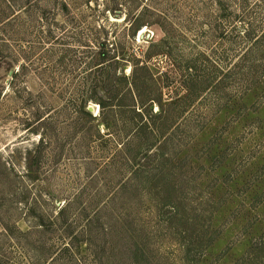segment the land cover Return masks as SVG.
<instances>
[{"label": "rangeland", "instance_id": "374dc122", "mask_svg": "<svg viewBox=\"0 0 264 264\" xmlns=\"http://www.w3.org/2000/svg\"><path fill=\"white\" fill-rule=\"evenodd\" d=\"M217 4L0 0V264H264V54L239 79L248 41ZM143 64L151 149L122 144Z\"/></svg>", "mask_w": 264, "mask_h": 264}, {"label": "trees", "instance_id": "16d2710c", "mask_svg": "<svg viewBox=\"0 0 264 264\" xmlns=\"http://www.w3.org/2000/svg\"><path fill=\"white\" fill-rule=\"evenodd\" d=\"M218 1V6L219 9L221 10V12H223V16L219 17V21H218V27H221L222 30V37H225L226 34V30L227 27H225L226 25H228V23L230 22L228 17L231 15H226L224 14L225 11H229L230 9H232L235 14V19H237V22L241 24V27L244 31V36L248 41V46L246 48V50L243 52V61L237 65L236 69L239 70V73L237 72L236 74H238L239 79H243L244 77H250L252 76V69H254L253 65L249 64L250 58L253 59L254 56H256L257 54L263 53L264 54V20H259L257 18L258 14L256 15L255 18H253V16H251V5L248 0H225V2H223L222 0H216ZM230 2V7H225V3ZM262 2L260 5H262L264 3V0L260 1ZM258 5V4H255ZM236 10V11H235ZM222 21V22H220ZM260 21V22H259ZM248 34V35H247ZM163 47L167 46V49H169V45L171 44L170 42H168V40H164V38L161 41ZM169 44V45H168ZM82 47L84 46L83 44L81 45ZM94 46H86V48H91L92 49V57L91 59L94 60L95 57H97L96 53L94 52ZM103 47V44H102ZM101 56V55H100ZM263 57V56H262ZM105 53L103 54V56L100 58V61H105ZM241 56L239 57L240 60ZM120 58H114V61H119ZM137 61V65H139V60ZM254 62H259V59H254ZM106 63V62H105ZM104 62H101L99 64H97L95 67L98 68H102L105 65ZM141 65V64H140ZM249 65V66H248ZM249 67L250 69V74L245 72L246 67ZM22 68V67H21ZM245 68V69H244ZM141 70H144L143 72V76H141L140 78H136L133 76V83L130 86V88L128 89V95L130 96V98L132 99V103L134 104L132 107H130L131 114H134V116H138V118H140V122L137 119V121L135 119L132 118L131 120V133L128 134L126 136V139L122 144L125 147L126 144H131L129 141L134 138L136 135L140 136L143 134H147L150 135V142H147L146 147L148 149H151L153 146V142L151 140H153L154 142L156 141V136L159 133V129L155 128L154 126H152L150 120L149 122H143L144 118H146V113L149 115H153V116H160L158 115L159 113L161 114L162 111L158 110L157 112H154L153 109L147 110L146 102H147V98L149 101L150 106L153 108L152 104H156V100L153 99L152 97V93H149V91H156L155 89H151L152 87H157L158 83L155 80V75L150 73V68L148 67V65L143 64V66L140 68ZM102 70H104L102 68ZM20 74V69L18 71L12 70L11 71V77L12 79H14L15 77L19 76ZM253 77H255L253 75ZM142 88L147 89L144 90V92H142ZM149 90V91H148ZM248 92L251 91L250 89L247 90ZM149 93V94H148ZM247 93V92H244ZM122 96H120V98H117V96L111 94V97L109 98H99L98 103L101 109V114H104L105 109H107L108 107L111 110H114V108H119V111H114V113L116 112V115L122 116V113H125L124 110V105H122ZM125 98V97H124ZM117 103V104H115ZM132 108V109H131ZM79 113L81 115H84L88 118H92L93 119V114L87 109V106L81 105L79 107ZM118 112H120V114H118ZM127 113V112H126ZM45 118V117H44ZM42 118L43 121L46 120L47 118L50 119V115L47 118ZM136 121V122H135ZM103 138V136L101 137ZM110 138V137H109ZM123 139V140H124ZM117 144H120L118 142L117 139H115ZM90 145H89V152L90 154L94 151L93 149V144H96V141L93 140V138H91L90 140Z\"/></svg>", "mask_w": 264, "mask_h": 264}, {"label": "water", "instance_id": "95a60500", "mask_svg": "<svg viewBox=\"0 0 264 264\" xmlns=\"http://www.w3.org/2000/svg\"><path fill=\"white\" fill-rule=\"evenodd\" d=\"M88 110H89L90 112H93V111H94L93 107H89Z\"/></svg>", "mask_w": 264, "mask_h": 264}]
</instances>
